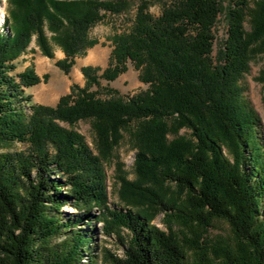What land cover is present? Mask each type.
Returning <instances> with one entry per match:
<instances>
[{"label":"trees","instance_id":"1","mask_svg":"<svg viewBox=\"0 0 264 264\" xmlns=\"http://www.w3.org/2000/svg\"><path fill=\"white\" fill-rule=\"evenodd\" d=\"M7 2L0 149L25 148L0 155V264H98L94 230L80 227L91 222L119 239L123 257L112 264H264V144L242 87L264 54V0H173L158 17L142 2L131 29L112 37L108 67L82 68L85 86L73 85L55 107L32 103L25 90L47 76L33 68L16 74L18 60L33 41L48 59L57 47L65 57L56 67L69 75L98 44L91 30L124 13L128 1ZM221 16L228 31L216 59ZM128 63L146 91L123 98L101 88ZM81 121L91 122L96 153L73 129ZM132 127L135 179L118 176L122 208H111L105 163ZM182 129L188 135L179 136ZM68 205L78 215L63 219ZM158 216L165 230L154 224ZM217 221L231 235L202 242Z\"/></svg>","mask_w":264,"mask_h":264},{"label":"rangeland","instance_id":"2","mask_svg":"<svg viewBox=\"0 0 264 264\" xmlns=\"http://www.w3.org/2000/svg\"><path fill=\"white\" fill-rule=\"evenodd\" d=\"M128 9L119 16L106 15L105 19L97 24L90 32V39L98 42V44L87 51L84 57L76 59V65L73 67L69 75H65L57 67L56 63L64 59V53L57 47L53 48V58L48 59L43 57L35 41L32 42L28 55L17 62L16 74L25 71L27 68H33L36 74L43 78L47 76V80H42L41 84L33 88L25 90L27 96L32 97L33 104L55 107L59 99L70 93L71 87L77 85L81 88L85 86V79L82 74V68L87 66L98 67L105 70L109 63L111 52L113 49L111 39L117 33H123L131 29L135 19L138 6L142 2H148L150 5V12L155 17L161 14L164 4H169L173 0H127ZM230 0H224V6L229 4ZM7 0H0V32L8 13ZM247 30L249 26L247 25ZM228 25L224 16H221L215 28V43H214V57L217 59L220 51L223 48L227 38ZM94 53L97 59L94 62L89 61L90 55ZM101 88L111 87L119 92L123 98L132 97L140 92L148 89L139 80V72L135 69L132 63H128V71L122 75L115 82L108 83L104 80L100 81ZM244 90V99L250 105L252 110L257 114L260 121L259 136L264 144V54L254 57L251 63V69L248 75L242 81ZM43 88L48 92L43 100H39L37 95ZM54 89V91H52ZM96 91L97 89H93ZM99 95L105 99L106 94L100 91ZM24 105H27L26 103ZM74 130L82 134L89 147L96 153V137L92 129L90 121H81L73 127ZM135 127L124 132V139L121 144L115 148L110 156V161L105 163L107 174V193L109 196V203L111 208L121 209L119 203L118 191L120 184L117 178L120 175L126 176L129 180L135 179V157L137 151L134 148L132 140V133ZM186 129L179 131V136L188 135ZM169 139H174L173 135H169ZM25 148L20 143H15L0 149V155L6 153H14ZM94 213L99 214L96 210ZM78 215V211L71 205L65 206L61 210L63 219H69L72 216ZM163 216H158L154 222L155 225L165 230ZM82 229L94 230L95 242L91 247V252H94L98 257V264H112V257H123V248L119 239L113 235L111 237L105 236L102 233L103 223L91 222L80 226ZM127 233H125L126 235ZM231 235V230L225 222H214L213 227L204 234L202 242L217 241L221 238H228ZM85 264H90L88 260L83 261Z\"/></svg>","mask_w":264,"mask_h":264},{"label":"bare ground","instance_id":"3","mask_svg":"<svg viewBox=\"0 0 264 264\" xmlns=\"http://www.w3.org/2000/svg\"><path fill=\"white\" fill-rule=\"evenodd\" d=\"M2 14V11L0 10V15ZM97 59L96 55L94 53H92L89 57V61L94 62ZM52 91H54V89H52ZM48 92V90L46 88H43L42 90H40V92L38 93L37 97L39 100H43L46 97V93Z\"/></svg>","mask_w":264,"mask_h":264},{"label":"crops","instance_id":"4","mask_svg":"<svg viewBox=\"0 0 264 264\" xmlns=\"http://www.w3.org/2000/svg\"><path fill=\"white\" fill-rule=\"evenodd\" d=\"M28 51H29V50H28ZM27 55H28V52H27L24 56H22L20 59L26 57ZM20 59H19V60H20ZM19 60H18V61H19ZM23 72H24V71H23ZM21 73H22V72H21Z\"/></svg>","mask_w":264,"mask_h":264}]
</instances>
